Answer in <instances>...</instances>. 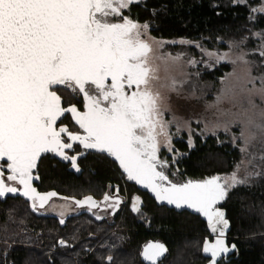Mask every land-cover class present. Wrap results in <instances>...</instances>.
Wrapping results in <instances>:
<instances>
[{"label": "snow or ice", "instance_id": "1", "mask_svg": "<svg viewBox=\"0 0 264 264\" xmlns=\"http://www.w3.org/2000/svg\"><path fill=\"white\" fill-rule=\"evenodd\" d=\"M139 3L140 0H0V199L7 194L20 195L31 202L33 212L38 211L37 205L43 208L57 194H41L33 187V180L39 179L33 174L38 160L42 154L55 153L76 168L77 156L65 150L78 144L111 158L127 180L150 189L158 201L201 214L209 230L223 236L228 221L217 205L232 188L246 184L247 177L241 179L234 171L228 177L177 183L166 174L168 162L158 156V136L168 135L166 128L174 121L163 120L160 93L153 92L152 82L158 76L150 66L151 47L144 39L143 30L148 25H139L124 15L130 5ZM257 11L264 13L253 9ZM117 18L121 22H113ZM257 36L264 39V33ZM208 55L217 62L223 58L215 53ZM260 55L264 56V49ZM255 79L249 83L254 84ZM258 79V91L264 98V76ZM169 87L178 91L177 81L173 79ZM65 95L82 101L83 110L76 103L65 106ZM231 95L232 88L226 86L216 97V104L210 106L218 113L214 128L223 126L227 132L233 123H246L264 134V109L257 114V105L250 96L238 101L239 113L219 108ZM66 115L82 131H70L63 125L61 118ZM241 115L246 119L241 120ZM229 116L235 119H224ZM240 138H244L243 129ZM170 140L169 136V143ZM192 146L190 138L189 147ZM118 193L119 188L113 197L105 194L104 200H112L118 207ZM138 201L139 197L133 198V211H139ZM85 203L97 206L91 196L76 201L81 206ZM59 243L65 245L63 240ZM229 250L219 238L215 243L205 240L203 245L210 264H219L218 258ZM167 251L162 243H150L141 255L150 264H157ZM107 259L110 262L112 257Z\"/></svg>", "mask_w": 264, "mask_h": 264}, {"label": "trees", "instance_id": "2", "mask_svg": "<svg viewBox=\"0 0 264 264\" xmlns=\"http://www.w3.org/2000/svg\"><path fill=\"white\" fill-rule=\"evenodd\" d=\"M258 1L143 0L130 5L127 13L134 21L147 23L149 33L156 38L197 40L206 48L222 50L239 40L254 47L252 33L264 29V13L251 15V7ZM177 47L169 45L167 49L176 52ZM197 54L195 51L194 55ZM247 56L261 62L258 68L264 71V61L250 51ZM229 69L230 63L222 62L211 69H201L193 80L199 86L216 84ZM192 145L189 147L183 138L174 139L173 147L182 156L174 163L169 160L166 174L173 182L230 173L240 159L236 146L218 142L214 135H195ZM86 164L92 171L86 169L75 175L62 163L43 155L36 167L37 187L77 197L86 192L96 195L95 191L100 195L107 183L118 179L117 170L104 156L91 157ZM128 186L131 191L137 190L134 185ZM139 192L148 214L147 225L128 216L118 222L125 230L113 232L111 224L86 214L69 217L62 226L52 217L31 213L19 197L0 201L1 263L6 260L10 264H144L140 250L148 239H158L167 246L168 251L158 264L205 263L207 258L201 253L208 233L205 222L188 210L157 205L146 192ZM217 206L224 209L229 223L227 245H235L219 264H264V175L232 188ZM61 240L65 245L59 243Z\"/></svg>", "mask_w": 264, "mask_h": 264}, {"label": "rangeland", "instance_id": "3", "mask_svg": "<svg viewBox=\"0 0 264 264\" xmlns=\"http://www.w3.org/2000/svg\"><path fill=\"white\" fill-rule=\"evenodd\" d=\"M235 1L237 2V0ZM246 1L240 0V2ZM253 9L264 10V0H259L251 7L252 16L261 12H253ZM136 23L139 25L147 24ZM143 31L146 33L144 39L151 47V52L148 54L150 66L155 69V75L158 76V79L152 82L153 92L160 93V107L164 110L163 120L174 121L166 128L168 135L158 136L159 147H163L166 153L172 155L170 157L176 159L182 156V153L173 147L174 139L183 138L189 144L191 138L193 144L195 135L201 137L214 135L218 138V142H230L240 151V159L234 169L230 173L217 176L228 177L234 171H237L239 178L247 177L246 184H248L257 177L264 175V159L261 158L264 157V134H261L259 129L248 126L246 123H233L229 126L227 132L224 131L223 126L214 128V125L218 122V113L215 107H210L216 104V97L220 95L221 90L229 86L232 88V95L230 98L225 99L219 105V108L231 113H239L241 108L238 101L245 96H250L257 105L254 110L257 114L264 109V98L258 91L261 87L258 77L264 76V71L258 68L261 62L258 64L256 60H250L247 56L250 51L256 54L258 59L264 61V56L260 55V51L264 49V39L257 36L258 33H264V29L252 33L251 37L256 41L254 47L246 46L244 40H239L230 42L228 48L222 50L206 48L197 40L156 38L149 33V27ZM181 41L186 43H181ZM169 45L178 46L176 52L167 49ZM195 51L198 52L197 55H194ZM208 53H215L223 58L217 62L216 58L210 57ZM177 56L180 57L179 60L174 59ZM242 56L243 60L240 59ZM190 61L196 63L193 64ZM222 62H229L230 69L218 79L216 84L208 82L203 86H199L193 80V77H197V73L201 69H211ZM254 78H257L255 83H249ZM173 79L177 81L178 91H172L169 87ZM224 119L232 120L235 117L229 116ZM240 119L245 120L246 117L241 115ZM256 122H260L258 115L256 116ZM241 129L244 130V138H240ZM253 135L255 139H252ZM169 136L171 138L170 143L168 142ZM234 137L236 139H233ZM245 140H248L247 144H245ZM168 148L173 149V151L170 152ZM242 148H246V151L242 152ZM51 206L53 208L59 206L57 214L60 215L66 209L73 208V204L63 198L53 199ZM110 231H121V228L114 224Z\"/></svg>", "mask_w": 264, "mask_h": 264}, {"label": "flooded vegetation", "instance_id": "4", "mask_svg": "<svg viewBox=\"0 0 264 264\" xmlns=\"http://www.w3.org/2000/svg\"><path fill=\"white\" fill-rule=\"evenodd\" d=\"M127 10L128 9H126L124 11V15L128 16L131 20H133L131 18V16L129 15V12L127 13ZM113 22H121V21L117 18ZM134 22H136V21H134ZM64 100H65V106H67L69 102L76 103L77 107L80 110H83L82 101L81 102H77L76 99H71L70 100V98L67 95L64 96ZM61 121H62L63 125H67L68 126L70 131H82V130H79L77 128V126H75V124L73 123L70 115H66L65 117H62ZM60 123L61 122H58V125ZM159 148H160V151L158 153L159 158L161 160H166L168 162V166H169V160L173 161V158L170 157L172 155H170L169 153H166V151L163 149V147H159ZM65 151L70 156L71 155H76L77 156V161H76L77 167H76V169L79 170V174L78 175L82 174L86 169L88 171H92L91 166H88V164H86L87 159H89L91 157H96L97 158V157H103L104 156V157H106V160L110 162L111 166H113V168L115 170H117L116 172L118 174V179L107 183L105 185V188H103L101 190L100 195H97V191H95L96 195H94V193H92V192H88V193L86 192V193H84L83 195H81L79 197L72 196V195H65V194H63V195H65L64 197H56V196H54L51 199H49V201L44 205L43 208H39V205H37L39 212L48 213V214H54V215H57V216L63 218L69 213H76V212L81 211L80 214H86V215L90 216L92 219H94L96 221L105 222V223L111 224V225H114V224L118 225V222H121L123 220V218L125 219V217L131 216V217L135 218L138 222H141L144 226L147 225L146 220L148 218V214L145 212L143 197H142V195L139 192V191H141V192H146V191L140 190L135 184L126 181V179H125L126 175L122 174V171H121L120 167L118 166V163L114 162L108 156H106L104 154H101L97 150H91V149L86 150V149H83V147L78 145V144H74V147H73L72 150H65ZM81 153H83V154L81 155ZM43 155H47L50 158H54L57 162H60L65 167H67V169L69 171H71L75 175H77L73 170H71L72 168L73 169H75V168L72 166V163L70 161L63 160L61 157L57 156L55 153H46V154H42L41 156H43ZM170 158H172V159H170ZM0 163H2V162H0ZM5 174H8V172L6 170V165H5ZM33 174L38 176L36 168L33 170ZM37 183H38V179H37L36 182H33V185L36 187L37 191L38 192L45 191V190H39V188L37 187ZM126 183L128 185H134L137 188V190L136 191H131L130 187ZM117 188H119L118 195H119V197L121 199V203L119 204L118 207L114 205L112 200H109V201H105L104 200L105 194H107L110 197L115 196ZM87 195L91 196L93 198V200L96 201L97 206L93 207V206H91L88 203H85L83 206H81V205L76 204V202L74 200L70 199V197L81 199L82 197L87 196ZM18 197L20 199H22L23 201H25L27 206H28V208H29V210H30V212L33 213L34 215H36L30 209L29 201L23 199L20 196L7 197L5 200H7L9 198H18ZM135 197H139V201L137 202V207L139 208V211H133V208H132L133 198H135ZM55 198H63V199L67 198V200H69L73 204V208L66 209L61 215L57 214L58 213L57 209L59 208V206H54V208L51 206V204L53 203V199H55ZM5 200L0 199V201H5ZM126 212L129 215L125 216L124 213H126ZM54 215L53 216H46V217H52V218L56 219L59 222V220ZM96 216H100V217H102V219L98 220V219H96ZM70 217H72V216H70ZM67 219L64 221L63 225L66 224ZM121 230H125V228H121ZM205 239H208L209 241H212L213 240V236H211L209 234V232H208L207 235L205 236L204 240ZM148 240H151V239H148ZM156 240H158V239H156ZM143 244H145V243H143ZM204 257L207 258V260L209 259L206 256H204ZM225 257H226V255H224L221 258V260L224 259Z\"/></svg>", "mask_w": 264, "mask_h": 264}, {"label": "water", "instance_id": "5", "mask_svg": "<svg viewBox=\"0 0 264 264\" xmlns=\"http://www.w3.org/2000/svg\"><path fill=\"white\" fill-rule=\"evenodd\" d=\"M71 170H73L77 175L79 174V170H77L76 168L75 169H71ZM122 171V170H121ZM8 174H5V178H6V176H7ZM34 176H37V175H34ZM210 178V177H209ZM125 179H126V181H128V182H130V183H133V184H135L140 190H143V191H146L154 200H155V202H156V204L157 205H164V206H166V207H168V208H173L174 210H176V211H182V210H188L190 213H192V214H194V215H197V216H199L204 222H205V224H206V228H207V230H208V232H209V234L211 235V236H213V240L212 241H209L208 239H205V240H207L209 243H215V241H216V239H222L224 242H225V246L226 247H228L230 250L228 251V253L226 254V256L227 255H229L230 253H231V251H232V248L231 247H229L228 245H227V233H228V230H229V223H228V226L224 229V235L223 236H219V233H217V234H213L210 230H209V227H208V223H207V220H206V218L204 217V216H202L201 214H199V213H196L195 211H193L192 209H188L187 207H181V208H176L174 205H169V204H167V202L166 201H164V202H161V201H158L157 199H156V197H155V194L150 190V189H146L145 187H143L142 185H140V184H137V183H135L134 181H129V180H127V178L125 177ZM206 179V178H205ZM202 180H204V179H202ZM37 181V179H34L33 180V182H36ZM187 181V180H186ZM33 182H32V184H33ZM9 183H11V182H9ZM14 186H17V187H19V185H14ZM33 187H35L34 185H33ZM36 188V187H35ZM37 190V189H36ZM38 192V191H37ZM50 192H54V193H56L57 195H56V197H64L65 195H63V194H60V193H58L57 191H55V190H53V189H50V190H47V191H41V192H39V193H41V194H43V193H50ZM15 196H20V195H15ZM14 195H12V194H7L6 195V197L5 198H2V200H5L7 197H15ZM89 195H87V196H84V197H82L81 199H77V198H74V197H70V199H72V200H74L75 202L76 201H83L84 199H85V197H88ZM20 197H22V196H20ZM23 199H25V200H27L26 198H24V197H22ZM28 201V200H27ZM30 201H29V206H30ZM218 208H220L221 209V211H223L224 212V214H225V211H224V209L223 208H221V207H219V206H217ZM30 209H31V207H30ZM37 216H53L54 214H48V213H43V212H34ZM81 213V211H79V212H76V213H69V214H67L65 217H63V218H61V217H59V216H57V215H54L58 220H59V223H60V220L61 219H63L64 221L67 219V218H69L70 216H75V215H79ZM226 219V218H225ZM227 220V219H226ZM228 221V220H227ZM60 225H63V224H61L60 223ZM218 227H220V226H218ZM205 240H204V242H205ZM204 242H203V244H202V248H201V253L204 255V256H206L205 255V253L203 252V245H204ZM150 243H162V244H164L165 245V243L164 242H162V241H159V240H153V239H151V240H148L147 242H145V244H143L142 245V247H141V251H140V259H141V261H143L144 262V264H150V262H148V261H145L144 259H143V257H142V255H141V253H142V251H143V249L145 248V246L146 245H148V244H150ZM166 246V245H165ZM166 248H167V246H166ZM165 255H166V253H165ZM164 255V256H165ZM163 256V257H164ZM162 257V258H163ZM206 257H208V256H206ZM161 258V259H162ZM161 259H159L158 261H157V264H158V262L161 260ZM218 260L220 261L221 260V258H218ZM203 264H210V261H209V259L205 262V263H203Z\"/></svg>", "mask_w": 264, "mask_h": 264}, {"label": "built area", "instance_id": "6", "mask_svg": "<svg viewBox=\"0 0 264 264\" xmlns=\"http://www.w3.org/2000/svg\"><path fill=\"white\" fill-rule=\"evenodd\" d=\"M0 264H10V262H6V260H5V262H3V263H1V261H0Z\"/></svg>", "mask_w": 264, "mask_h": 264}]
</instances>
